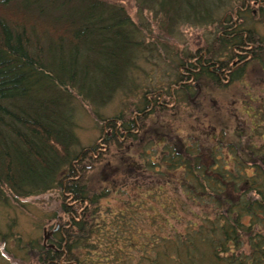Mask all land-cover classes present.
Returning a JSON list of instances; mask_svg holds the SVG:
<instances>
[{
	"label": "trees",
	"instance_id": "trees-1",
	"mask_svg": "<svg viewBox=\"0 0 264 264\" xmlns=\"http://www.w3.org/2000/svg\"><path fill=\"white\" fill-rule=\"evenodd\" d=\"M144 1L169 27L182 18L180 0ZM209 4L191 1L184 16L213 22ZM246 8L264 11V0H241L217 21L212 46L183 54L179 83L206 77L221 86L255 61L264 65V37L235 15ZM138 32L116 1L0 0V204L60 189L65 225L39 245L38 264H264V112L236 125L232 137L226 120L198 102L205 118L184 136L150 125L154 111L169 107L158 94L106 120L99 140L80 148L74 92L108 103L146 45ZM209 118V129H198ZM117 162L131 173L124 187L145 191L126 209L133 218L148 205L149 230L132 224L126 209L103 216L106 184L119 171L101 176L102 169Z\"/></svg>",
	"mask_w": 264,
	"mask_h": 264
},
{
	"label": "rangeland",
	"instance_id": "rangeland-1",
	"mask_svg": "<svg viewBox=\"0 0 264 264\" xmlns=\"http://www.w3.org/2000/svg\"><path fill=\"white\" fill-rule=\"evenodd\" d=\"M108 1L123 4L134 24L139 28L135 38L145 42L146 45L139 46V50H136L138 56L136 65L128 69L123 85L108 103L103 106L92 105L74 92V100H76L74 113L77 124L75 131L81 141L80 148L99 140L103 135L106 120L117 118L121 113L129 116L133 110L145 106V100H155L158 94H160L159 100H166L164 104L169 107L162 112L154 111L149 121L150 125L159 130L171 128L184 136L191 132L193 124H197L194 122L196 119L205 118L203 112L199 115L198 102H202L203 108L208 103L205 110L219 117L218 122L226 120L228 133L232 134V137L236 125L245 120L250 122L254 114L264 112V65L257 61L250 64L247 72L233 83L219 86L206 77L202 78L201 82L190 78L188 86L178 81L181 70L178 64L181 56L212 46L220 30L217 21L226 14L229 16L233 7L241 0H210L211 13L215 19L213 22H208L206 19L195 22L185 17L186 11L191 9L190 2L194 0H180L181 4L177 5L176 9L180 10L182 18L175 20L170 27L167 26L163 12L157 11L159 7L156 5L151 7L144 0ZM235 15L242 20L244 28H252L259 36L264 37V11L257 9L252 13L246 8ZM216 52L220 56L224 54L220 46ZM184 76L188 78L190 75L186 71ZM95 110L105 121L99 120ZM210 123V118L206 119L201 128H197L207 131ZM128 158H125V162ZM123 163H112L107 168H103L102 173L100 172L101 176H110L115 171H119L110 176L116 177L117 181L106 184L109 186L108 193L101 199L104 217L112 216L113 213H108L109 210L125 211L126 203L133 198H139L137 194L141 195L145 192L133 188L130 184L127 188L124 187L129 182L126 174L131 173L125 171L128 163L125 165ZM139 175L143 176L141 173ZM93 177L94 188L102 192L103 185L96 176ZM61 202L60 189L56 188L20 199L18 203L15 201L9 206L0 204V264H38L39 245L43 242L49 243L52 235L57 233L53 232V234L51 231L56 227L61 230L65 225L66 216L62 212ZM147 206H139L140 212L133 218L126 209L128 212L126 218L131 219L132 224L138 223L142 230H149L144 220L152 212ZM121 245H123L122 241L118 247ZM131 253L135 256L140 255L138 249H132ZM104 254H101V258Z\"/></svg>",
	"mask_w": 264,
	"mask_h": 264
},
{
	"label": "water",
	"instance_id": "water-1",
	"mask_svg": "<svg viewBox=\"0 0 264 264\" xmlns=\"http://www.w3.org/2000/svg\"><path fill=\"white\" fill-rule=\"evenodd\" d=\"M58 227H56V229H57Z\"/></svg>",
	"mask_w": 264,
	"mask_h": 264
}]
</instances>
